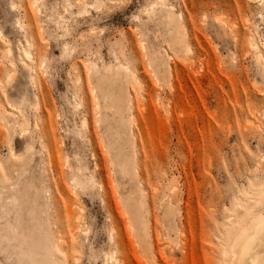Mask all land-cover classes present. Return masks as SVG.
<instances>
[{
  "label": "rangeland",
  "instance_id": "1",
  "mask_svg": "<svg viewBox=\"0 0 264 264\" xmlns=\"http://www.w3.org/2000/svg\"><path fill=\"white\" fill-rule=\"evenodd\" d=\"M155 1L0 0V188L28 183L29 167L41 175L38 207L56 264H221L225 215L264 185V82L253 52L234 40L257 33L264 48V0H167L182 16L181 43L166 18L147 14ZM144 42L170 68L156 75ZM90 61L123 62L137 79L127 83L136 167L128 187L143 194L144 243L97 123ZM90 173L95 188L75 190L72 176Z\"/></svg>",
  "mask_w": 264,
  "mask_h": 264
},
{
  "label": "bare ground",
  "instance_id": "2",
  "mask_svg": "<svg viewBox=\"0 0 264 264\" xmlns=\"http://www.w3.org/2000/svg\"><path fill=\"white\" fill-rule=\"evenodd\" d=\"M34 1L36 2V0ZM81 8L86 9V6ZM80 10L78 11L80 12ZM147 14L153 19L160 14L166 18L167 25L175 26L176 29L172 38L181 43L179 27L181 26L182 16L174 11V7L167 0L153 2ZM234 40L241 43L245 42L246 45L243 44L242 49L253 52L255 60L260 65V74L264 82V48H262L257 33L244 32L240 39L238 35L234 36ZM29 44L31 45L30 41L29 43L27 41V45ZM144 46L145 50L151 52H149L151 55L149 62L156 75L161 72L162 65L168 64V68H170L169 61L167 63V58H165L162 50L160 51L159 48L147 44V42H144ZM183 50L187 52L190 48L188 45H184ZM5 52L4 55L11 60L15 58L10 47ZM22 53L27 58L31 56L28 48L24 49ZM20 59L22 58L17 60ZM22 64L27 66V60L23 61ZM29 66L30 63L27 67ZM11 74L7 77L9 80L12 79ZM160 76L162 77V74ZM87 77L95 94L97 123L101 128L105 147L111 155L113 171L121 188L120 198L124 202L126 213L129 216L127 218L132 229L141 242L144 243L147 235V223L146 216H144L145 202L142 197L143 194L141 189H129L128 187L129 184L133 185L131 183L136 177V167L132 158L134 154L130 116L126 115V112L130 110L127 83L128 80L137 81L135 73L123 62L113 65H99L97 62L90 61ZM8 79L6 83L9 81ZM11 82L9 81V83ZM3 119L8 122L13 121L8 117ZM248 120L253 122L249 118ZM83 123L85 124L86 121L84 120ZM83 169L85 170L86 166ZM27 172L29 173L28 183L21 186L18 184L17 187L14 186L9 190L3 189V187L0 188V264H56L47 219L42 216L38 207L40 206L38 199L42 195L43 185L40 180L41 175H34L37 171L33 174L30 167ZM71 182L75 190L92 189L95 188L96 184L93 173L87 174L85 179L80 175H73ZM253 190L255 192L250 196L235 200L236 212L225 215V219L229 223L228 227L231 229V238L228 245L222 249L221 264H264V185L253 188ZM166 208L165 218L169 222L168 227L173 230L175 225L172 220V205H167ZM70 216L72 219L74 217L73 221L75 222L80 218L79 214L76 216L73 212H70ZM46 228L47 234H43L42 230ZM71 245L72 248L73 244ZM105 255L110 262L115 260L114 253Z\"/></svg>",
  "mask_w": 264,
  "mask_h": 264
}]
</instances>
